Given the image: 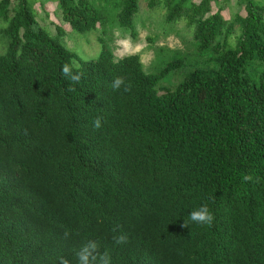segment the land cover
I'll return each mask as SVG.
<instances>
[{"label": "trees", "instance_id": "trees-1", "mask_svg": "<svg viewBox=\"0 0 264 264\" xmlns=\"http://www.w3.org/2000/svg\"><path fill=\"white\" fill-rule=\"evenodd\" d=\"M48 2L62 24L40 23ZM231 2L0 0V264H76L89 240L110 264H158L159 250L177 264H264V0ZM154 15L184 51L154 71L137 53L115 58L108 24L135 38ZM63 24L104 29L99 55L68 48ZM71 61L84 73L73 92L60 71ZM116 76L131 92L112 90ZM205 203L214 221L195 225L198 243L214 242L192 255L179 224Z\"/></svg>", "mask_w": 264, "mask_h": 264}, {"label": "rangeland", "instance_id": "rangeland-1", "mask_svg": "<svg viewBox=\"0 0 264 264\" xmlns=\"http://www.w3.org/2000/svg\"><path fill=\"white\" fill-rule=\"evenodd\" d=\"M193 1L198 2L200 0ZM233 2L234 0H232L231 5L234 4ZM36 9L40 23L53 21L56 24H62L54 11L55 5L53 3L48 2L45 5L48 15L39 8V5H36ZM224 15L226 18L228 17L227 12H224ZM143 17L142 20H137L135 38L112 24H108L109 27H106V29L111 30V33L106 32L105 37L110 39L107 44L114 57L120 58L124 55L137 53L141 57L145 70L154 71L157 68V62L164 60L165 57L172 53L171 51H184L185 45L175 35L160 32V22L155 20L157 18L155 15L153 17ZM2 26L3 24L0 22V28ZM61 26L68 33L70 32L65 40L67 47L71 48L80 58L84 60L94 59L99 55L102 45L105 44L102 36L104 29L95 33L78 34L71 33L65 24ZM147 38H151L153 41L149 42ZM67 39L69 40L67 41ZM161 51L164 52V57L161 56ZM162 86L168 87L167 83H162Z\"/></svg>", "mask_w": 264, "mask_h": 264}, {"label": "clouds", "instance_id": "clouds-1", "mask_svg": "<svg viewBox=\"0 0 264 264\" xmlns=\"http://www.w3.org/2000/svg\"><path fill=\"white\" fill-rule=\"evenodd\" d=\"M126 56V55H124ZM123 57V56H122ZM117 58V57H115ZM61 75L69 81L68 91L73 92L76 90V85H78L84 76V73L80 70V65L76 61H71L65 63L61 66ZM111 88L113 91H122L124 93L131 92L132 85L126 80L124 76H116L113 78L111 83ZM99 98V97H98ZM102 116H97L92 121V126L94 130H99L102 127ZM242 181L252 182L253 176L251 174H244ZM214 221V215L211 212L208 205L201 204L199 207L194 208L189 211L187 216L179 224L184 228L185 236L187 238L190 252L192 255L197 252L200 256H203L206 251L212 248L214 241H203L198 243L199 234L195 228V225L201 226H211ZM178 227V226H177ZM114 231H116L114 229ZM177 231L173 232V237ZM69 234L65 232V237L67 238ZM167 238V232L165 227V221L161 218L158 226L156 228V241L164 243ZM115 244H124L127 242L128 237L124 233H119L113 237ZM225 253L229 247L228 244L222 242ZM155 257L158 259V264H177L175 258L171 251L159 250L155 252ZM76 264H110L111 257L109 252L105 250L103 253L99 251V244L95 240H89L82 244L80 248L75 252ZM60 264H69V261L65 257H60Z\"/></svg>", "mask_w": 264, "mask_h": 264}]
</instances>
